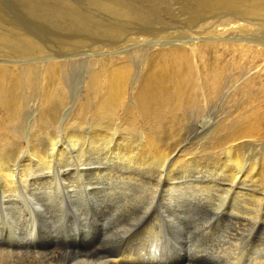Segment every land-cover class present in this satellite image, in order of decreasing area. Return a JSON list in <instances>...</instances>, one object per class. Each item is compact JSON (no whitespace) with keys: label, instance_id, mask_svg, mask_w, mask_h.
<instances>
[{"label":"bare ground","instance_id":"bare-ground-1","mask_svg":"<svg viewBox=\"0 0 264 264\" xmlns=\"http://www.w3.org/2000/svg\"><path fill=\"white\" fill-rule=\"evenodd\" d=\"M212 1L221 0H211L210 3ZM244 1L246 0H234L233 2L237 5ZM252 1L253 3L248 9L249 12L264 15V0ZM225 2L231 4L228 3L229 1ZM207 3H209L208 0ZM229 29L222 30V33L231 31L233 26ZM13 34V32L10 33V35ZM6 36L0 37V40H8ZM22 36L20 34L19 37ZM23 37L25 40L29 39L28 36L27 39L25 35ZM231 39L234 41L233 38ZM217 41H227V39H217ZM1 42L0 45L3 43ZM249 43L255 42L249 41ZM27 44L29 45V42ZM182 45L167 48L163 44L157 45V50L154 53H146L147 57L143 59L140 73L131 70L129 64L113 62L116 56L111 57L108 63L100 60L102 61L101 68L98 71L92 72L91 70L85 87L89 91L88 96L91 95V97L86 96L84 102L76 104L77 108H74L76 100L73 99L71 110L66 113L61 129L59 128L60 137H57L56 140L52 138V133L54 132L53 128L58 126L61 112L59 106L66 107L68 105L64 102L67 95H65L66 89L62 86L61 78L66 63L56 58L44 59L37 56L38 59H30L28 62L3 61L4 64H0V185L2 194L4 193L10 198L5 204L9 213L3 221L7 227V237L5 247L1 245L4 249H0V264H22L25 261L21 259L22 257L14 256L16 252L27 251L40 245L41 239L45 244L49 241L53 227L45 221L38 226V236L34 235L28 241L19 238L14 229L15 207L17 204L33 203V198L38 206H41L43 217L47 216L46 213H51L59 203L66 204V207L69 205L74 214L76 213L74 220L81 226L82 231L79 236H67V240L74 249L84 251L80 264H167L166 262L172 264H222L219 262V258L226 252L233 258L227 259L225 264L242 262L235 255L234 250L225 248L226 246L223 249L220 247L212 251L213 248L211 249L210 246L213 247V239L220 234L222 224H217L220 219L214 225L204 223L205 216L202 213L206 208H210V204L213 208L216 198H219L227 201L228 207L225 211L232 217L231 226L226 228V232L227 230L233 231V228H237L238 225L242 226L243 219H246L244 221L249 219V222L251 219H258L261 211L254 210V208L259 206L260 200L264 201L261 198L264 196V155H260L261 158L257 159L258 163L256 164L255 161L248 162L243 157V147L246 145L244 142L246 138H251L259 131L264 130V125L261 124V120H263L261 117L264 114L258 118L261 113V100L252 111L250 109L245 111L244 104L240 106L239 110L244 111L240 118L238 117L240 119L238 121L231 120L233 122L223 124V121L227 120L224 118L223 121L216 122L218 124L215 125L218 127L212 128L211 134L215 136L216 132L218 137L216 136V139L214 138L215 140L211 143L205 144V142L200 148L188 149L189 151L183 150L185 148L179 150L175 145H171L172 142H169L167 135H171V131L177 130L175 125H177V116L180 111L185 110L188 113V111L196 110L195 112L203 118L202 111L206 109L211 99L222 95L226 82L230 83L223 77L227 70L212 67L203 60L201 65L194 66L193 59L201 60L204 56L202 47L196 49ZM30 46L32 47L31 43ZM30 46L29 50L24 47L26 49L24 51H30ZM39 46L35 44L32 49H40ZM239 47L241 48L242 45ZM253 47L258 48L259 45L256 43ZM4 48L9 49V47ZM32 51L34 52V50ZM261 52L264 50L260 49L257 54ZM39 61L42 64H37ZM129 81L131 82L130 100L128 104H125L124 120L115 132L112 131L113 119L124 101V91ZM254 83L252 84L249 79H246L242 87V90L248 88L244 91V100L246 98L248 105L253 104L251 88L255 86ZM239 90L241 89L239 88ZM233 95L238 96L237 93ZM89 105H91L90 112H88ZM246 112H249L250 115H246ZM133 113H136L139 119H135L132 116ZM35 116H37L38 125L34 122ZM29 117L30 119H28ZM88 118L91 119V125L84 127L85 125L83 126L82 123ZM27 120H31L30 131L24 138L23 133L21 134L22 121ZM139 120L143 126L141 132H138L136 127V121ZM223 125H226L225 128L219 127ZM227 125L230 127L226 129ZM219 130L224 131L223 135L219 136L221 131L217 134ZM23 138L27 142L28 150L25 156L17 160L16 155L20 151L19 146L16 149L17 141ZM220 145L221 148H226L225 158L222 162L217 161L218 158H215L212 152H208L217 146L220 148ZM211 164L218 168V173L210 171L208 167H211ZM152 166L156 171L151 176L152 179H155L154 185L145 180L148 171H150L149 168ZM247 171L248 173H246ZM52 172H54L55 182L63 189L61 191L56 189L61 192L60 196H53V192L51 193L49 190V177ZM61 176H63V180ZM163 176H166L165 181ZM249 176L255 179L262 190L261 192H249L251 189L247 191L243 187L246 179L250 178ZM149 178L150 176H148ZM159 183H162V186L159 187ZM81 184L87 186V189H84L86 193L81 191L82 189L80 190L82 186L77 187ZM233 185L229 195L231 199L227 198L228 196L225 197V193H229V187ZM133 189L136 192H131ZM138 192L149 194L148 204L138 214L140 217L137 215L140 218V225L144 220L146 223L143 222L144 226L136 238L132 239L134 236H131L123 243V240H120L123 237H120L122 233H119V228H117L118 232L108 229L109 220L106 217L109 215L110 207L119 206L120 202L126 198L130 200L131 193L137 195ZM93 195L94 197H92ZM108 195L112 199L114 198V201L107 198ZM260 195L262 196L260 197ZM103 198L104 201H102ZM121 212L123 213L122 210ZM4 214L6 213L4 212ZM55 216L57 217V215ZM20 218L18 213V219ZM114 223H116L115 220ZM209 226L213 227L209 228ZM261 229L264 230V220ZM195 230L199 231L204 239H207L203 248L194 245L191 246V249L189 248V242L192 241V237L196 236L197 231L195 232ZM169 231L171 232L170 236L166 237L165 234ZM124 235H126V231ZM114 243H119L118 250L107 247L108 244L113 246ZM9 246H12V250L8 249ZM54 248L57 249V247ZM170 254H173L174 257L169 258ZM76 255L75 257H77ZM164 256L167 258L166 262ZM54 259V257L50 258V260ZM49 262L39 264H60Z\"/></svg>","mask_w":264,"mask_h":264},{"label":"rangeland","instance_id":"rangeland-1","mask_svg":"<svg viewBox=\"0 0 264 264\" xmlns=\"http://www.w3.org/2000/svg\"><path fill=\"white\" fill-rule=\"evenodd\" d=\"M221 1H212V3H210L211 0H208L209 3H207V0H0V34H3H1L0 37L7 35L6 38H8V40H0V42H3H1L2 45H0V64H4L5 61L28 62L30 59H38L39 57L44 59L56 58L57 60L60 59L59 61L66 63V67L64 68L61 78L62 86L64 89H66L65 95H67V98H65L64 102H66L68 105L66 107L59 106L61 110L58 118L59 127L57 126L56 128H53L54 132L52 133V138L56 140V138L60 137L61 134L60 129L62 126V121L66 113L71 110V102L73 99L76 100L74 101V108H77L79 103L84 102L83 100H85V97L88 96L89 93L87 88H85L87 86L89 74H91V70L92 72L98 71L101 68L102 61H106V63H108L111 57L116 56V59H114L113 62L129 64L131 70L136 72L142 69L141 64L143 63V59L147 57L146 53H154L155 50H157V45L163 44L165 48L175 47L182 44H185L182 46L187 48L195 47L198 49L197 47H202L204 56L201 60L199 58H194V66L201 65V61L203 60L212 67L227 70V72L225 71L226 73L224 72L223 77L224 79L229 80L230 83L226 82L225 88L222 91V95L220 94L215 96L213 100L211 99L204 111L200 109L203 112V118L200 116V114L195 112L196 110L190 112L188 111V113H186L185 110L180 111L177 116V125H175L177 130L173 131L175 133L171 131V135H167L169 142H172L171 145H175L179 150L182 148H185L183 150L186 151L195 150V148H200V146L205 142V144L211 143L216 139V136L218 137L216 132L215 136H213L214 134H211L212 128L218 127L216 126L218 124L216 122L223 121L224 118H227V120L225 119L223 121L224 123L222 122L223 124H228L231 120L234 122L238 121L240 120L239 118L244 110H254L256 104H258L260 100L261 113L258 118L264 114V99H261L264 97V52L257 54L260 52V49L264 50V15H260L262 13L249 12L248 9L253 3L252 0H246L237 5L233 2L234 0H231V2L230 0ZM223 1H229L228 3L231 4L229 5L227 2L224 3ZM201 2H205L209 5L205 3L202 4ZM218 2H220L219 5ZM213 4L214 6H212ZM232 26L233 29H231V31L222 33V30H230L229 28ZM12 32L14 33L13 35H15V37L10 35ZM20 34L23 36L25 35V38L28 36L27 38L29 39L26 38L27 40H25L23 36L19 37ZM223 38H226L227 41H217V39ZM231 38H233L234 41ZM23 41H26V43ZM249 41H253L255 43L250 44ZM28 42L29 45L27 44ZM30 43L32 44V47L35 46V44L37 46L40 45V49H32ZM256 43L259 45L258 48L253 47V45ZM239 45H242V47L240 48ZM29 46L32 50H34V52L31 49V52L24 51L26 50L25 48L28 49ZM4 47H9V49H5ZM37 64L42 63L39 61ZM138 73H140V71ZM246 79H249V82L252 84L255 82V86H252L251 88L253 91L251 96L254 98V100L253 104L250 105L247 104L246 98L244 100V91H246L248 88L246 90H242ZM129 82L125 87L124 101L119 107L117 115L113 119L114 124L112 131L115 132L117 131V127L120 126V123L124 120L123 116L125 104H128V101L130 100L131 82ZM239 88L241 90H239ZM236 93L238 96L233 95ZM89 97H91V95L88 96V98ZM89 106L90 109H88V112L91 111V105ZM240 106H243L244 110H239ZM246 115L249 116L250 113L246 112ZM89 116L90 113L88 117ZM132 116L135 119H139L136 113H133ZM261 118H263V120H261V124L264 125V116ZM28 119H30V117ZM90 120L91 119L88 118L87 120L83 121V126H90ZM30 121L31 120H27L25 122L22 121L23 128L21 134L23 133L22 136L24 138L29 134ZM34 122L38 125L37 116L34 117ZM141 124V120L136 121L138 132H141L143 129ZM230 125L233 126V124ZM230 125H227L226 129L230 127ZM225 126L226 125L219 127L225 128ZM222 132L224 133L223 130H219L217 131V134L220 133L219 136L223 135ZM24 138L17 141L18 145H16V149H18V146L20 148V151H18L16 155L17 160L25 156L28 150L26 145L27 142ZM11 142L16 143L14 141ZM244 142L246 144L245 147H243V157H245L244 159L248 162L255 161V164L258 163L257 159H260L261 156L264 155V130L262 132L259 131L257 135H254L251 138H246ZM191 147L192 149H190ZM225 149V147L221 148L220 145V148L217 146L213 150L210 149L211 151L208 150V152H212V155L215 158H218L217 161L219 160V162H222L225 158ZM213 166L214 164H211V167L209 166L208 168H210L211 172L218 173V168ZM149 169L150 171H148V176L151 178L152 173H155L156 171L154 166L150 167ZM246 173H248V171ZM53 174L54 172H52L50 174L51 177H49V190L51 193L53 192V196H60L61 192H58V190L61 191L63 189L55 182V177ZM148 176L145 178V180L147 182H152L154 185L155 179H148ZM62 177L63 176H61V178ZM249 177L250 178L246 179V183L244 182V186H242L247 189V191L251 189L249 192H261L262 190L255 182V179H253L251 176ZM165 179L166 176H163L164 181ZM164 181H162V183H164ZM162 183H159L158 186H162ZM65 184L67 186V183ZM234 185L229 187L230 192L225 193V197L228 196L227 198H230L229 195L231 194ZM79 186H82L80 190L82 189L81 191L86 193L85 190L87 189V186L85 184H81L77 187ZM131 192H136V190L133 189ZM131 194L132 197L130 200L126 198L127 201L126 199L123 200V202H120L119 206L114 205V207H110V212L108 213L109 215L106 217L109 220L110 225H108V229L113 230V232H118L117 228H119V233H122L120 237H123V239L120 240H123V243H125L126 240L131 236H134L132 239L136 238V236L140 233V229H142L144 223H146V220H144V223L142 222L140 225V215L138 214L148 204L149 194L147 192H138L137 195L136 193ZM4 196L5 194H2L0 185V249H4V244H6L5 239L7 237V227L4 225L3 221H5V217L9 213L7 207L5 206L9 197ZM257 196L259 197V195ZM261 196L262 195H260V197ZM92 197H94V195ZM107 198H111L110 200L114 201V198L112 199L110 195H108ZM261 198L264 199V196ZM136 200L139 202H136ZM102 201H104V198ZM260 201V204H262H259L257 208H254V210L257 209L258 211H261L259 212L260 216L258 215V219H251L250 222L248 221L249 219L247 221H244L246 219H243V225H238L237 228H233V231L227 230L226 232V228L231 226L230 220L232 219L231 215L226 213L228 207L227 201L216 198V201L214 202L215 206L211 208L212 205L210 204V208H206L203 211L202 214L205 216L204 223H207L208 225H214L218 222V219H220L217 224H222L220 234L214 237L213 242L211 241L213 243V247L210 246L211 249L213 248L212 251L217 250L220 247L223 249L226 246L225 248L234 250L235 255H237V257L242 260V262L239 264H264V230L261 229L264 220V201ZM32 202L33 203L26 205L24 203H22L23 205L17 204V207H15V211L13 213V224L15 226L14 229L18 233V237L28 241L30 237H33L34 235L38 236V226L43 224V221L50 223L53 227V230L49 236V241H47L48 243L46 242L45 244L41 239L39 243L40 245H37L27 251L21 250V252H16L14 256L16 255L20 258L22 257L21 259L25 261L24 263L22 262V264L50 263L49 261L58 262L60 264H71L73 260L75 262H73L74 264H80L81 260L83 259L81 256L84 255V251L76 248L74 249V247H71L69 240H67V236L69 235L75 237V235L79 236L81 234L82 228L74 220V215H76V213L74 214L72 208H70L69 205L66 207V204L59 203V205H57L56 208L51 211V213H46L47 216L43 217L41 206H38L34 198L32 199ZM228 202H230L229 199ZM4 212L6 214H4ZM18 213L21 217L20 219H18ZM224 213H226L225 216H223ZM55 215H57V217ZM226 218L229 219L224 220ZM114 220L116 223H114ZM211 227L213 226H209V228ZM72 229L75 231V233ZM124 230L126 231V235H124ZM196 231L197 230H195V232ZM222 232L226 234L228 233V236ZM170 233V231L167 232L165 236L169 237ZM196 233V236L192 237L191 242L193 243L189 242L190 249L193 245L197 247L201 246V248H203L207 241V239H204V236H201L199 231ZM214 241L216 242L214 243ZM114 244L113 246L109 244L107 246V244H105V246L112 250H118L117 247L119 246V243ZM54 247H57V249ZM8 249L12 250V246H9ZM148 249L150 250L151 248ZM79 253L81 254L79 255ZM223 254L224 255L219 258V262L222 264H225L227 259L233 258V256L227 252ZM75 255L77 257H75ZM51 257H54L55 259L50 260ZM168 257L172 258L174 255L170 254ZM164 258L166 262V256H164ZM166 263L172 264L169 262Z\"/></svg>","mask_w":264,"mask_h":264}]
</instances>
